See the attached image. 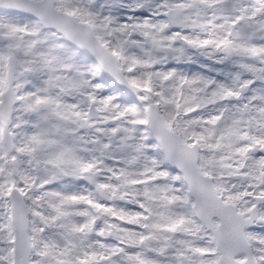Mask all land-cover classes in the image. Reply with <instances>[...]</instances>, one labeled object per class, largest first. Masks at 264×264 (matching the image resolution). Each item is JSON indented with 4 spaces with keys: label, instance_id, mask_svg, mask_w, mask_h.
<instances>
[{
    "label": "snow or ice",
    "instance_id": "snow-or-ice-1",
    "mask_svg": "<svg viewBox=\"0 0 264 264\" xmlns=\"http://www.w3.org/2000/svg\"><path fill=\"white\" fill-rule=\"evenodd\" d=\"M0 264H264V0H0Z\"/></svg>",
    "mask_w": 264,
    "mask_h": 264
}]
</instances>
